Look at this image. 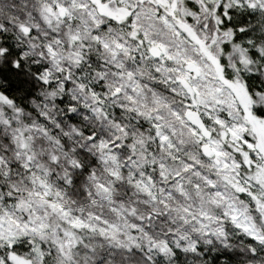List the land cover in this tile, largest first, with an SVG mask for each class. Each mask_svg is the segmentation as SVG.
<instances>
[{"label": "snow or ice", "instance_id": "snow-or-ice-1", "mask_svg": "<svg viewBox=\"0 0 264 264\" xmlns=\"http://www.w3.org/2000/svg\"><path fill=\"white\" fill-rule=\"evenodd\" d=\"M0 264H264V0H0Z\"/></svg>", "mask_w": 264, "mask_h": 264}]
</instances>
